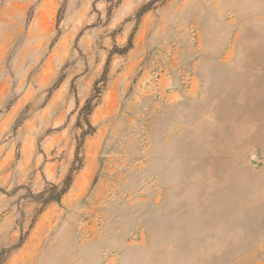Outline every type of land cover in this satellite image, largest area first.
Instances as JSON below:
<instances>
[{
    "label": "rangeland",
    "instance_id": "1",
    "mask_svg": "<svg viewBox=\"0 0 264 264\" xmlns=\"http://www.w3.org/2000/svg\"><path fill=\"white\" fill-rule=\"evenodd\" d=\"M0 264H264V0H0Z\"/></svg>",
    "mask_w": 264,
    "mask_h": 264
},
{
    "label": "trees",
    "instance_id": "2",
    "mask_svg": "<svg viewBox=\"0 0 264 264\" xmlns=\"http://www.w3.org/2000/svg\"><path fill=\"white\" fill-rule=\"evenodd\" d=\"M90 100L88 101V105L87 106H90L91 104H90ZM69 188V184H66L65 185V187H63V189H62V191L60 192V194H59V198L67 191V189Z\"/></svg>",
    "mask_w": 264,
    "mask_h": 264
}]
</instances>
